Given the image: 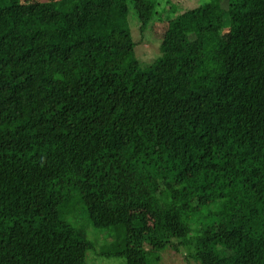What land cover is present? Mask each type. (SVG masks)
<instances>
[{
	"label": "trees",
	"instance_id": "16d2710c",
	"mask_svg": "<svg viewBox=\"0 0 264 264\" xmlns=\"http://www.w3.org/2000/svg\"><path fill=\"white\" fill-rule=\"evenodd\" d=\"M177 5L0 0V264H264V0Z\"/></svg>",
	"mask_w": 264,
	"mask_h": 264
},
{
	"label": "rangeland",
	"instance_id": "374dc122",
	"mask_svg": "<svg viewBox=\"0 0 264 264\" xmlns=\"http://www.w3.org/2000/svg\"><path fill=\"white\" fill-rule=\"evenodd\" d=\"M210 0H173V7L177 5V10L180 12L187 10L191 7L198 6L200 4H204L205 2H208ZM171 8L173 10L174 8ZM140 24H138L137 21L133 23L132 28V34L133 39L135 42L138 43L137 46V56L140 57V59L144 62V64H150L155 59L159 58L161 55V40L160 35L163 33V31L167 27L166 21H155L154 24L150 25L149 30L146 33H140ZM226 32H223L222 35L225 37V41L220 43L221 47H226L228 45V39L226 38ZM85 215L81 210V213H79L77 210L75 212V215L69 219L71 223L74 226H78L80 228H84L89 240L92 241L96 245V249H101L104 247L107 243L112 241L114 238V232L111 229H95L90 224H87V222L84 219ZM168 253V252H167ZM165 253L162 257V262L160 264H180L176 261V263L173 262L172 258L167 256ZM89 258L94 262V264H125V262L122 259L112 258L106 259V258H99L95 257V253H91L89 255Z\"/></svg>",
	"mask_w": 264,
	"mask_h": 264
}]
</instances>
